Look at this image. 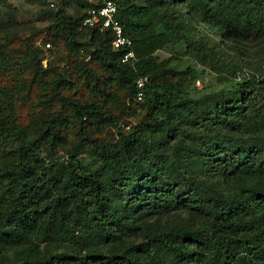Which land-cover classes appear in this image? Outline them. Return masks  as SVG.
<instances>
[{
	"label": "trees",
	"instance_id": "obj_1",
	"mask_svg": "<svg viewBox=\"0 0 264 264\" xmlns=\"http://www.w3.org/2000/svg\"><path fill=\"white\" fill-rule=\"evenodd\" d=\"M116 1L118 18L133 40L131 49L136 60L132 63L121 62L125 50L111 46L110 31L100 33L82 25L85 10L90 6L87 0H60L63 6L76 5L82 12L70 16L58 11L44 30L54 38L63 39L71 52L82 50L98 59L115 80L129 86L135 101V80L149 73L143 100L136 102L151 108L154 125L127 136L119 133L120 144L111 149H102L100 145L92 147V153L100 160V170L80 164L77 157L83 147L81 142L76 143L65 163L50 164L44 181L48 186L45 187L40 183L39 174L43 165L31 164L25 159L28 154L35 153L43 141L51 144L54 138L62 137L49 127L27 132L13 120L9 121V110L13 108L11 94L0 89V142L8 147L0 151V179L4 181L0 193V256L11 250L16 259L27 264L38 259L48 262L47 251L40 250L35 240H45L52 235L53 229H57L63 240H70L75 246L73 259L90 260L91 264H264V181L257 187H242L238 194L232 195L230 190L216 191L208 187L203 179L197 178L199 171L196 173L192 169L189 177L197 188L194 191L198 197L194 200L209 215V234L205 227L193 229L183 224H174L165 232L137 225L123 215L127 202H114L109 195L112 184L119 180L118 175L130 168V181L138 186L134 189L145 190L149 172L152 168L159 170L165 158L150 161L146 155L144 159L140 155L141 147L145 145L150 152H167L154 148L156 142L165 138L172 142L171 150L189 148L187 153H194L200 143L209 146L208 150L213 152L222 148L224 155L235 154L238 161L251 153L253 157L248 156L247 163L254 160L260 148H264V79L245 82L232 94L210 95L204 101L187 102L177 100L172 94L174 87L162 83L152 74L150 57H137L142 37L158 23L166 28L164 38L176 42L183 34L193 32L194 14L199 20L206 17L219 21L218 31L224 34L231 25L230 17L239 19L240 12L233 11L230 5H222L226 0H195L196 10H186L184 16L177 13L179 0H147L143 5L135 0ZM244 10L247 15V7ZM247 24L250 29V23ZM83 36L94 49L83 48L79 41ZM46 43L50 44V41L46 39L44 45ZM198 45L195 40L188 44L199 51ZM203 48L207 49V45ZM70 105L79 120L92 115L99 120L105 119L91 103L74 101ZM207 112L214 113L221 124L220 129L212 133L209 126L212 123L202 117ZM192 119L197 121L192 122ZM195 123L205 130L198 134L191 126ZM252 141L247 150L244 144ZM182 159L184 156L179 157V163L168 171L174 183L183 181L179 174ZM144 160L148 162L146 169L139 174L133 169ZM129 162L134 165L129 166ZM207 162L202 161L201 167H206ZM247 166L249 172L250 166ZM259 174L264 175V161L252 165V175ZM153 194L150 192L149 195ZM251 196L254 197L253 208L249 204ZM50 197V201H45ZM247 203L252 213L256 212L251 219L246 218ZM21 236L32 239L22 242ZM103 248L107 250L106 258L102 255Z\"/></svg>",
	"mask_w": 264,
	"mask_h": 264
},
{
	"label": "rangeland",
	"instance_id": "obj_2",
	"mask_svg": "<svg viewBox=\"0 0 264 264\" xmlns=\"http://www.w3.org/2000/svg\"><path fill=\"white\" fill-rule=\"evenodd\" d=\"M135 1L142 5L147 2ZM194 2L179 0L178 15L184 16L183 13L192 8L196 10ZM226 4L233 11L240 12V18L230 17L231 25L224 34L218 31L219 21L206 17L199 20L194 14L193 32L183 34L176 42L164 38L166 28L159 23L142 37L137 57L152 59V74L162 83L174 87L172 94L177 100L204 101L210 95L219 97L223 93L232 94L245 82L264 79V0H226L222 3ZM245 7L247 15H244ZM58 11L70 16L82 12L76 5L63 6L60 0H38L34 3L28 0H0V89H6L11 94L13 108L9 110V121L13 120L27 132L49 127L62 137L54 138L51 144L43 141L35 153L28 154L25 159L31 164L43 165L39 174L40 183L45 187L48 186L44 181L50 164L65 163L76 143L81 142L83 147L77 157L80 164L100 170V160L92 153V147L100 145L102 149H111L115 144H120L121 135L143 132L146 127L154 125L151 108L137 103L129 93V86L115 80L98 59L86 55L82 50L79 53L71 52L63 39L54 38L44 30ZM247 22L251 25L250 29ZM46 39L50 41V47L44 45ZM191 40L199 43V51L188 46ZM79 41L83 48L94 49L86 37H80ZM203 43L207 49L203 48ZM146 75L149 78L150 74ZM74 101L91 103L105 119L99 120L93 115L77 119L70 105ZM203 115L205 121L212 123L209 125L212 127L211 133L220 129L221 124L214 113ZM195 121L192 119V122ZM191 126L198 134L205 130L197 123ZM252 143L244 144L247 150ZM171 146L172 142L165 138L156 142L154 148L167 152H150L145 145L141 147L140 155L144 159L146 155L150 161L165 158L159 170L152 168L149 172L145 190L134 189L138 186L130 181L128 171L131 168L119 174L118 182L112 184V193L109 194L112 200L127 202L123 215L137 225L165 232L174 224H183L193 229L205 227L206 233H210L209 215L194 200L198 197L194 191L197 188L189 177L192 169L196 173L199 171L197 178L203 179L208 187L216 191L230 190L232 195L238 194L242 187H257L260 181H264V175H252L253 163L264 161V148H260L254 160L247 163V157H253L251 153L238 161L235 154L224 155L222 148L213 152L208 150L209 146L207 148L201 143L194 153H187L189 148L171 150ZM3 149L8 147L0 142V151ZM197 155L200 156L197 158ZM181 156H184V160L180 163L179 174L183 181L174 183L168 171L172 165L179 163ZM204 160L208 161V165L201 167ZM147 163L140 161V165L133 170L142 174ZM247 164L250 166L249 172ZM133 165L129 162V166ZM3 184L4 181L0 179V193ZM150 192L154 194L151 196ZM253 198L251 196L249 199L252 208ZM246 211L247 219L256 215L249 209L248 203ZM31 239L30 236L19 238L22 242ZM35 243L40 250L47 251L48 262L38 259L30 264H91L90 260L73 259L75 246L70 240H63L57 229H53L52 235L45 240H35ZM102 252L103 258H106V248ZM17 261L27 264L16 259L11 250L0 256V264H14Z\"/></svg>",
	"mask_w": 264,
	"mask_h": 264
},
{
	"label": "built area",
	"instance_id": "obj_3",
	"mask_svg": "<svg viewBox=\"0 0 264 264\" xmlns=\"http://www.w3.org/2000/svg\"><path fill=\"white\" fill-rule=\"evenodd\" d=\"M90 6L85 10V15L82 21L83 26L95 29L100 33L110 31L112 39L111 46L114 49H124L121 56V62H134L136 55L131 49L133 40L132 37L124 30L122 23L118 18L119 4L116 0H87ZM52 5V4H51ZM49 47L50 44L46 43ZM148 81L147 76H139L135 80L136 84V101H142L144 96V87Z\"/></svg>",
	"mask_w": 264,
	"mask_h": 264
}]
</instances>
